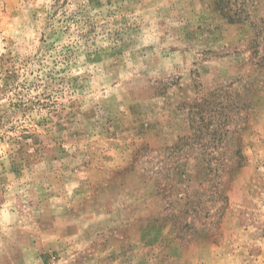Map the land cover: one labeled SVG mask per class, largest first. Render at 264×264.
Instances as JSON below:
<instances>
[{
	"label": "rangeland",
	"instance_id": "374dc122",
	"mask_svg": "<svg viewBox=\"0 0 264 264\" xmlns=\"http://www.w3.org/2000/svg\"><path fill=\"white\" fill-rule=\"evenodd\" d=\"M0 264H264V0H0Z\"/></svg>",
	"mask_w": 264,
	"mask_h": 264
}]
</instances>
